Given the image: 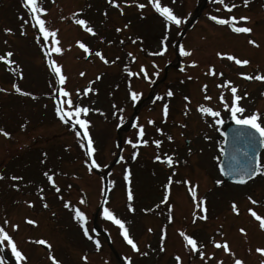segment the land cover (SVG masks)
<instances>
[{
	"label": "rangeland",
	"instance_id": "1",
	"mask_svg": "<svg viewBox=\"0 0 264 264\" xmlns=\"http://www.w3.org/2000/svg\"><path fill=\"white\" fill-rule=\"evenodd\" d=\"M263 8L0 0V264H264V148L219 169L227 119L264 124Z\"/></svg>",
	"mask_w": 264,
	"mask_h": 264
},
{
	"label": "water",
	"instance_id": "2",
	"mask_svg": "<svg viewBox=\"0 0 264 264\" xmlns=\"http://www.w3.org/2000/svg\"><path fill=\"white\" fill-rule=\"evenodd\" d=\"M235 126L230 127V131H228L230 134L228 135V139H234L233 129ZM243 127V126H242ZM250 130V129H249ZM251 131V130H250ZM252 132V131H251ZM257 139L259 140V144L257 148H254L252 143L249 141L248 137L244 134H241L238 139H236V143L239 146L241 150H243L246 153V162H243V159L240 158V155L237 151H235V155L232 158V162L230 165H226V161L224 159L222 163V171L224 173V176L228 179H233L235 181H240L247 179L248 177H251L255 173V150L257 151L260 146L262 145V139L259 134H257ZM256 145L258 141L255 139ZM234 161H238V163H234ZM242 165V166H241ZM247 166V167H246Z\"/></svg>",
	"mask_w": 264,
	"mask_h": 264
}]
</instances>
